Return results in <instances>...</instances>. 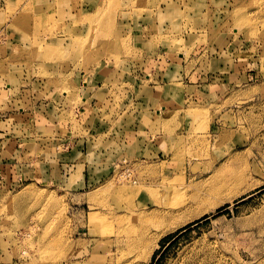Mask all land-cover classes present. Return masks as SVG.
Here are the masks:
<instances>
[{
    "label": "rangeland",
    "instance_id": "rangeland-1",
    "mask_svg": "<svg viewBox=\"0 0 264 264\" xmlns=\"http://www.w3.org/2000/svg\"><path fill=\"white\" fill-rule=\"evenodd\" d=\"M6 159L0 264H264V0H0Z\"/></svg>",
    "mask_w": 264,
    "mask_h": 264
},
{
    "label": "crops",
    "instance_id": "crops-1",
    "mask_svg": "<svg viewBox=\"0 0 264 264\" xmlns=\"http://www.w3.org/2000/svg\"><path fill=\"white\" fill-rule=\"evenodd\" d=\"M201 77H202V81L205 78V83H204V89L205 90L206 89L210 90L206 86H209L210 88L214 87V90H216L217 88H221L223 85V82L217 83V81L215 80L216 84L213 85L212 81L206 80V78L210 79L212 76H207V77L201 76ZM213 77H215V76H213ZM230 77L232 79V77H236V76L230 75ZM215 79H216V77H215ZM158 101L159 100H157L156 102L155 101L152 102V104L150 105V107L152 108L151 112H149V114L147 113V116L143 117L141 123L138 125L140 131H142L143 136L146 135L149 137V141L148 140H147V142L144 141V144L146 145V143H147L149 146H151V147L153 146V150H151V148L149 150V151H151L150 156H162L161 155V153H162L161 145L163 144L162 137L160 136V134L155 136V135H152L150 133V131H151L150 126L152 125V122L155 121V119H154L156 117L155 115L163 114L164 107L166 106L164 104H162V105L160 104V106H156V104L159 105ZM163 105H164V107H162ZM6 154H8V153L6 152ZM23 166H24V164H20L17 161H14V160L8 161L6 159L4 161V163L2 165H0V168L1 167L4 168L3 171L0 169L2 180H4V182L6 184H12V185L16 184L18 181L21 180V175L23 174Z\"/></svg>",
    "mask_w": 264,
    "mask_h": 264
},
{
    "label": "bare ground",
    "instance_id": "bare-ground-1",
    "mask_svg": "<svg viewBox=\"0 0 264 264\" xmlns=\"http://www.w3.org/2000/svg\"><path fill=\"white\" fill-rule=\"evenodd\" d=\"M97 215H98V214L95 213V214H93L92 216H89V217H91L89 220H91V221H93V222H94L95 220H98ZM98 216H99V215H98ZM99 218H101V217H99Z\"/></svg>",
    "mask_w": 264,
    "mask_h": 264
}]
</instances>
